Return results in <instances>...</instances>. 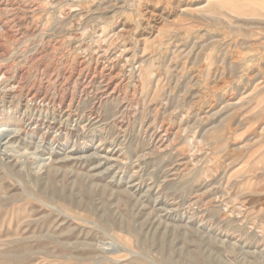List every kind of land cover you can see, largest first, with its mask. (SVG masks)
I'll return each instance as SVG.
<instances>
[{
	"label": "rangeland",
	"instance_id": "rangeland-1",
	"mask_svg": "<svg viewBox=\"0 0 264 264\" xmlns=\"http://www.w3.org/2000/svg\"><path fill=\"white\" fill-rule=\"evenodd\" d=\"M210 1L0 0V264H264V0Z\"/></svg>",
	"mask_w": 264,
	"mask_h": 264
},
{
	"label": "bare ground",
	"instance_id": "bare-ground-1",
	"mask_svg": "<svg viewBox=\"0 0 264 264\" xmlns=\"http://www.w3.org/2000/svg\"><path fill=\"white\" fill-rule=\"evenodd\" d=\"M4 1V0H3ZM211 1L207 0V3L209 4ZM96 77V76H95ZM117 80V78H111L108 80V85H107V92L109 91L110 87L114 84V82ZM7 123V125H5V128L3 130H0V161L1 162H5L6 160L11 159L12 157L18 158L17 156L13 155V153H11V151L7 148V147H3L5 144H7V142L9 143V140H12L13 138V134H15V130H11L9 129L10 126L13 125V122H8L7 120L4 122ZM1 124H3V121L0 122V126ZM12 150V147H10ZM14 149V148H13ZM13 151V150H12ZM14 152V151H13ZM20 159V157L18 158ZM2 164V163H1ZM44 164V163H43ZM43 167L42 165H40L38 168ZM41 170V169H40Z\"/></svg>",
	"mask_w": 264,
	"mask_h": 264
}]
</instances>
